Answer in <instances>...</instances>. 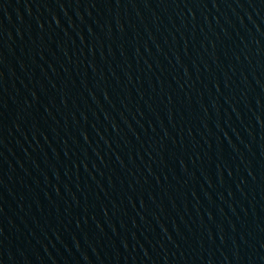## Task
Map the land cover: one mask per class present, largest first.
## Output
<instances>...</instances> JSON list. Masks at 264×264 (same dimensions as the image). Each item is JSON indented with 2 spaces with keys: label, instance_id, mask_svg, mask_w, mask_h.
I'll list each match as a JSON object with an SVG mask.
<instances>
[{
  "label": "water",
  "instance_id": "1",
  "mask_svg": "<svg viewBox=\"0 0 264 264\" xmlns=\"http://www.w3.org/2000/svg\"><path fill=\"white\" fill-rule=\"evenodd\" d=\"M133 264H264V3L204 103Z\"/></svg>",
  "mask_w": 264,
  "mask_h": 264
}]
</instances>
